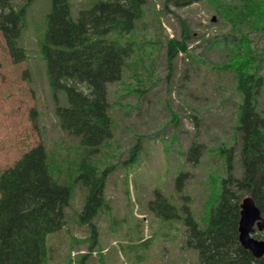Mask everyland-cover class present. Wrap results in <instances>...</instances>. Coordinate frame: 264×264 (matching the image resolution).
I'll use <instances>...</instances> for the list:
<instances>
[{
    "label": "rangeland",
    "instance_id": "1",
    "mask_svg": "<svg viewBox=\"0 0 264 264\" xmlns=\"http://www.w3.org/2000/svg\"><path fill=\"white\" fill-rule=\"evenodd\" d=\"M96 2L69 0L72 19ZM222 2L225 8L219 0L179 7L144 0L130 34L109 36L134 52L120 79L107 85L111 136L93 149L58 120L68 101L50 87L43 53L51 0H11L24 11L19 44L27 58L14 64L0 32V172L42 145L52 179L70 189L65 226L47 236L41 264H198L186 218L208 226L223 176L217 148L230 141L240 102L233 71L223 65L241 60L244 43L249 57H264V0ZM172 41L185 51L169 50ZM191 146L199 150L194 163ZM82 161L104 173L103 205L84 219ZM159 196L175 218L164 203L150 206Z\"/></svg>",
    "mask_w": 264,
    "mask_h": 264
},
{
    "label": "trees",
    "instance_id": "2",
    "mask_svg": "<svg viewBox=\"0 0 264 264\" xmlns=\"http://www.w3.org/2000/svg\"><path fill=\"white\" fill-rule=\"evenodd\" d=\"M171 1L179 7L199 0ZM143 3L144 0H97L73 20L69 0H51L43 46L47 76L52 90L64 91L67 97L68 106L57 109L61 128L80 138L86 147L96 149L110 138L113 123L108 113L107 85L120 79L126 60L134 52L130 43L121 45L109 36L130 34L141 17ZM224 4L219 0L220 8H225ZM23 12L15 10L11 0H0V32L14 64L27 58L19 44ZM170 45L169 50L173 47L177 53L185 51L181 43L172 41ZM243 48L246 53L241 60L223 65L224 70L233 71L240 102L230 141L217 148L223 169V176L218 179L219 197L211 207L206 228L186 218L187 246L197 252L198 264H264V258L255 259L237 240L242 198H251L264 218V76L260 75L264 57L255 61L248 56L245 43ZM239 55L237 50L227 57L228 61ZM196 149L191 146L188 154L193 163L198 160ZM80 168L79 179L88 189L82 212L84 219L103 205L104 173L99 175L90 162L82 161ZM159 197L150 206L157 208L158 203H164L175 218L172 205ZM69 201L70 189L52 179L42 145L3 170L0 173V264H41L47 253V236L65 226L64 212ZM255 238L264 239V231L257 232Z\"/></svg>",
    "mask_w": 264,
    "mask_h": 264
},
{
    "label": "water",
    "instance_id": "3",
    "mask_svg": "<svg viewBox=\"0 0 264 264\" xmlns=\"http://www.w3.org/2000/svg\"><path fill=\"white\" fill-rule=\"evenodd\" d=\"M237 223L238 244L255 259L264 257V240L253 237L255 230H264V218L251 198H245L239 205Z\"/></svg>",
    "mask_w": 264,
    "mask_h": 264
}]
</instances>
